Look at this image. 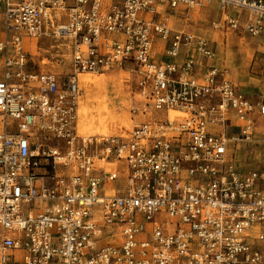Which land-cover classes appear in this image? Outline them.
Wrapping results in <instances>:
<instances>
[{
  "label": "built area",
  "instance_id": "built-area-1",
  "mask_svg": "<svg viewBox=\"0 0 264 264\" xmlns=\"http://www.w3.org/2000/svg\"><path fill=\"white\" fill-rule=\"evenodd\" d=\"M212 3L209 29L264 33V0H0V264H264V168L231 154L260 141L264 91L173 20ZM29 40L65 47V79L29 69ZM114 70L136 77L130 114L146 118L81 133L79 75Z\"/></svg>",
  "mask_w": 264,
  "mask_h": 264
},
{
  "label": "rangeland",
  "instance_id": "rangeland-1",
  "mask_svg": "<svg viewBox=\"0 0 264 264\" xmlns=\"http://www.w3.org/2000/svg\"><path fill=\"white\" fill-rule=\"evenodd\" d=\"M208 8L211 16H213L209 20H218L220 17L219 5L212 3ZM209 30L225 34L220 30ZM57 44L49 40L27 41L26 50L29 53V69L34 72L56 73L65 79L71 72V59L65 47L61 45L56 47ZM235 52L232 56L227 57L228 63L231 61L232 68L240 70L243 67L242 63L246 62V57ZM248 71L255 82L258 81V77L264 76V73L262 75L260 71L254 70L251 65ZM91 76L99 78L101 82L98 85L90 84L88 87L80 82L82 93L79 101L78 127L81 133L88 135L119 133L129 130L133 123L146 118L142 115L134 117L130 114V107L135 99L133 95L136 90V77L132 73L124 70H114L103 76ZM262 79L259 80L262 81ZM250 89L253 88L250 87ZM256 137L260 141L255 144L240 142L232 145L231 154L239 169L243 172L264 168V119L257 122ZM117 184L119 187L122 186L121 182ZM111 234L112 232L109 230L105 233V235Z\"/></svg>",
  "mask_w": 264,
  "mask_h": 264
},
{
  "label": "crops",
  "instance_id": "crops-1",
  "mask_svg": "<svg viewBox=\"0 0 264 264\" xmlns=\"http://www.w3.org/2000/svg\"><path fill=\"white\" fill-rule=\"evenodd\" d=\"M159 10L168 13L173 12L171 9L163 5L159 7ZM182 16V11L173 15L174 25L177 28H184L195 35L205 36L212 42L213 47L217 52V56L212 62H210L209 65L227 67L229 69V79L236 86L251 96L258 95L264 91V76L258 77L259 79L263 78L262 81L257 78L258 81H260V83H258V81L255 82L248 71L251 65L254 70L256 69V71H260L262 75L264 73V33L257 37H250L241 31L231 33L228 32L224 35L223 33L210 31L208 28L210 22L209 19H212L213 16H211L208 6L195 12V15L191 18H185ZM166 46L167 43L162 42L159 39L156 40L154 46L155 61L168 60V58L164 55V49ZM234 52L245 55L246 57V62L244 61L242 63L243 67L240 70H234L232 65H230L231 61L228 63L227 57L232 56ZM190 56H193L196 59L200 58L196 52L189 51L187 48L182 47L178 56V61L180 62ZM250 87L253 89H250Z\"/></svg>",
  "mask_w": 264,
  "mask_h": 264
},
{
  "label": "bare ground",
  "instance_id": "bare-ground-1",
  "mask_svg": "<svg viewBox=\"0 0 264 264\" xmlns=\"http://www.w3.org/2000/svg\"><path fill=\"white\" fill-rule=\"evenodd\" d=\"M79 79H80V81H81V83L82 84H84L85 86H90V84H97L98 85V83L99 82H101L100 81V79L98 78H96V77H93V76H89V75H87V74H80L79 75ZM102 119V118H101ZM128 120V119H127ZM109 121V120H108ZM107 123V122H106ZM102 126V125H101ZM106 126V125H105ZM99 129V128H98Z\"/></svg>",
  "mask_w": 264,
  "mask_h": 264
}]
</instances>
